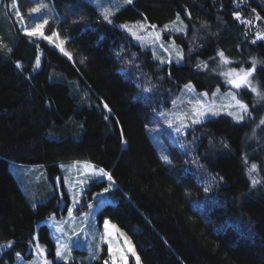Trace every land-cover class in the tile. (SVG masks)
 I'll list each match as a JSON object with an SVG mask.
<instances>
[{
	"label": "trees",
	"instance_id": "obj_1",
	"mask_svg": "<svg viewBox=\"0 0 264 264\" xmlns=\"http://www.w3.org/2000/svg\"><path fill=\"white\" fill-rule=\"evenodd\" d=\"M248 1L135 0L108 23L89 0H46L45 32L59 33L70 59L18 32L0 7V245L13 242L2 259L26 253L39 223L60 213L58 196L34 208L10 164L44 166L54 181L61 163L88 161L118 185V203L101 216L128 234L144 264H264V99L238 91L251 116L196 126L181 150L169 151L168 165L147 134L154 109L170 106L185 84L226 89L225 58L229 69L255 59L253 85L264 94V0ZM17 3L25 17L35 7ZM177 16L188 28L173 36L182 65L160 67L115 25L145 18L163 26ZM252 164L261 175L255 187ZM40 239L51 243L46 225Z\"/></svg>",
	"mask_w": 264,
	"mask_h": 264
},
{
	"label": "rangeland",
	"instance_id": "obj_2",
	"mask_svg": "<svg viewBox=\"0 0 264 264\" xmlns=\"http://www.w3.org/2000/svg\"><path fill=\"white\" fill-rule=\"evenodd\" d=\"M34 1L35 7L42 5L39 12L32 13L29 11L25 17L20 13L18 7L17 9L12 8V3H17V0H0V7L7 11L13 24L20 33L25 34V29L34 28L37 22L47 20L48 25V19L53 11L52 8L46 0ZM89 1L103 17L107 15L111 20L118 12L129 5L125 3V0ZM245 1L249 2L248 0ZM18 12L21 15L18 16ZM47 25L43 28V32L45 35L51 36V34L49 35L45 32ZM115 25L120 30L126 32L137 46L145 51L151 52L153 60L160 67L171 64H184V49L173 37L175 35H186L188 32L187 25L180 16L179 20L176 18L174 21L163 26L154 25L155 27H152L153 24L145 18L135 22L116 23ZM121 25H127L129 29L143 39L137 40L129 31L122 28ZM140 25H143V29L140 28ZM157 35L159 39H156ZM29 37L35 41L47 44L56 49L62 56L70 59L69 53L65 49V40H62L60 37H53L51 41L45 40L40 36ZM61 47L63 51H61ZM178 52H182L183 59L179 58L177 55ZM41 57L42 48L39 51V63ZM222 62L225 63L224 59ZM230 65L232 63H225L222 68V80L224 84L228 85L226 89L217 88L213 92L198 91L192 83H187L185 85L190 84L192 86L191 89L186 88L184 85L172 97L170 106L162 105L159 109H154L151 122L147 126V134L152 139L161 160L166 165L172 163V157L169 155V151L171 152L173 148L181 150L184 143L187 144V135L196 126L220 116H229L239 123L251 116L249 107L246 112L242 113L244 117L242 121H238L233 116L228 115L229 112L234 114L240 112L239 107L231 97L235 95L239 99L237 95L238 91L249 88L247 86H241L237 89L228 82L231 77H227L223 73L231 70L229 69ZM242 68L245 70L250 69ZM236 70L239 71V69ZM249 81L251 87L256 88L253 85V73L249 77ZM137 83L145 93L153 94V89L147 88L142 81L138 80ZM145 89H151V91H145ZM204 93H207V95L205 96ZM241 103L245 104L243 101ZM193 119H198L200 123H192ZM170 122L172 124L171 127H169ZM177 128L180 130L178 131ZM184 138L186 139L185 142H183ZM76 162L69 161L61 163L59 165L60 174L55 177L54 181L50 179L48 170L44 166L10 164L11 172L34 208L38 204L44 203L54 196H58L60 213L59 215L52 214L45 221L39 223L29 249L24 254L19 253V255H16L12 261L8 258L2 259L3 253L10 247H0V264H45V262L47 264H55L56 262L92 264L98 260L103 261V263L107 260L108 264H113V259H115V264H122V261L119 259L121 250H123L128 264H136L135 256L128 251L129 247L134 250L136 256H139L140 264H144L135 244L128 234L109 218L101 216L105 207L118 203V185L114 180L109 181L107 177L96 174L92 169H85L83 163L88 161H79L81 162L80 164H76ZM73 165L76 166L73 167ZM251 166H249L251 183L252 179L260 182L261 175L259 170L256 168V171L251 172ZM95 167L96 169L101 168L97 165ZM106 188L108 191H105ZM69 211L72 213L71 216L69 215ZM105 220L110 221L107 229L104 225ZM42 225H46L49 229L50 244L40 239V227ZM120 233H123V235H120ZM8 242H4L0 246L6 245ZM37 243L39 244V248H37ZM61 246H64V259L56 256L57 249ZM109 246L113 250L111 256L108 251ZM40 249H43V251Z\"/></svg>",
	"mask_w": 264,
	"mask_h": 264
},
{
	"label": "snow or ice",
	"instance_id": "obj_3",
	"mask_svg": "<svg viewBox=\"0 0 264 264\" xmlns=\"http://www.w3.org/2000/svg\"><path fill=\"white\" fill-rule=\"evenodd\" d=\"M125 3L126 4H132L133 0H125ZM41 6L42 5L34 7L32 9H30V11L32 13H38ZM17 7H18V4L16 2H13L12 8L17 9ZM17 15L19 16L21 14L18 12ZM234 15H235V18L237 20H241V17L238 13H236ZM104 19L108 23H112V20L110 19L109 16L105 15ZM177 19L179 20V16H177ZM257 19H260V17L257 16ZM242 22L249 23V24L251 23V21H242ZM45 25H47V20H44L43 22H37L34 28H32V29L26 28L25 34L28 36H40L41 38H43L45 40H49V41H51L53 39V37H59V33L55 32V31L52 32L51 36L45 35L43 32V28L45 27ZM121 27L126 29L127 31H129L131 33V35H133V37H135L137 40L143 39L142 37L137 36L135 32H133L131 29L128 28L127 25H121ZM152 27H155V26L153 25ZM140 28L143 29V25H140ZM156 39H159L158 35H157ZM257 39L264 40V35H261L258 33ZM61 43H63V42L61 41ZM253 43H255V41H253ZM0 47H3L2 41H0ZM9 51H11V50L9 49ZM61 51H63L62 47H61ZM65 54L67 55V53H65ZM177 55L179 56L180 59H183L182 52H178ZM219 55L221 56V58H224L223 52L219 53ZM81 62H83V61H81ZM161 62L163 63V61H161ZM169 62H171V61H169ZM224 62L229 63V61L226 58L224 59ZM36 63H37V65H39V60H37ZM255 65H256V61H255V59H253L252 67L249 70H245L243 68L239 69V71H237L236 69H231L228 72L223 73V75H225L227 77H231V79H229L228 82L231 83L233 85V87L239 89L241 86H247L251 89V91L256 92L257 95H259L261 97V99H264V94L259 93L256 88L251 87V83L249 81V77H251L252 73L255 71ZM17 67H20L19 63H17ZM185 87L191 89L192 86L189 84V85H185ZM145 91H151V89H145ZM204 95L206 96L207 93H204ZM231 98H232V100L235 101L236 105L239 107L240 112L235 113V114L232 112H229L228 115L233 116V118L237 119L238 121H242L244 119L242 113L246 112L248 110V106L241 103V101L239 99H237L235 95H233ZM104 107L108 108V105L105 104ZM109 111H111V110L109 109ZM200 114H202V113H200ZM213 114H215V113L213 112ZM192 123H194V124L200 123V121L198 119H193ZM260 123L264 124V120H261ZM171 126H172V124L170 122L169 127H171ZM177 130L179 131L180 129L177 128ZM124 143H127V141L125 140ZM168 162L170 163V161H168ZM80 163L81 162H79V161L76 162V164H80ZM75 166L76 165H73V167H75ZM83 166L85 169H92L96 174H98L100 176L107 177V179L109 181L113 180L112 176L108 172H106L103 168L96 169L95 165L91 164L90 162H84ZM256 168H257V166L255 164H252L250 171L254 172V171H256ZM257 183H259V181H257L256 179H252V186L253 187H255L257 185ZM105 191H108V189L106 188ZM89 207H91V205H89ZM69 215L70 216L72 215L71 211H69ZM104 225H105V228L107 229L110 225V221L105 220ZM112 227L115 228L114 225H112ZM120 235H123V233H120ZM12 243H13L12 241H9L6 245L0 246V247H12ZM37 248H39L38 243H37ZM63 248H64V246H61L60 248L57 249V252H56V256L61 258V259H64ZM40 250L43 251V249H40ZM108 251H109V254L111 256L112 251H113L111 246H109ZM128 251L131 252L135 256L136 264H140V258H139V256L135 255L134 250L131 247H129ZM17 255H19V254H17ZM119 259L122 261V264H128L127 258L125 256L123 250H121V252H120ZM45 264H47V262H45ZM104 264H108V261L105 260ZM113 264H115V259H113Z\"/></svg>",
	"mask_w": 264,
	"mask_h": 264
}]
</instances>
